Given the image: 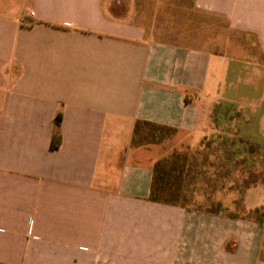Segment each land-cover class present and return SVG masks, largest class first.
Listing matches in <instances>:
<instances>
[{"label":"crops","instance_id":"1","mask_svg":"<svg viewBox=\"0 0 264 264\" xmlns=\"http://www.w3.org/2000/svg\"><path fill=\"white\" fill-rule=\"evenodd\" d=\"M119 3L0 0V264H264L263 185L155 201L133 145L138 122L264 143V0Z\"/></svg>","mask_w":264,"mask_h":264},{"label":"rangeland","instance_id":"2","mask_svg":"<svg viewBox=\"0 0 264 264\" xmlns=\"http://www.w3.org/2000/svg\"><path fill=\"white\" fill-rule=\"evenodd\" d=\"M119 1L113 7L116 6L123 12L132 0ZM147 1L150 2L138 0V5L145 6ZM150 131L147 127L139 128L136 144L141 146L136 147L151 149L157 156L153 166L164 158L170 159L164 167V181H158L160 199L178 201L191 208L206 210L234 211L241 208L245 181L241 175L242 167L239 162L235 171L227 163L224 146L218 143L219 139L206 140L195 147L176 148L175 143L181 139V134L155 133L156 138L148 139ZM159 138L161 139L158 140Z\"/></svg>","mask_w":264,"mask_h":264},{"label":"trees","instance_id":"3","mask_svg":"<svg viewBox=\"0 0 264 264\" xmlns=\"http://www.w3.org/2000/svg\"><path fill=\"white\" fill-rule=\"evenodd\" d=\"M61 123V116H57L56 118V125L59 127ZM140 127H147L151 131L149 132L148 139L156 138L157 136L155 133H176V130L173 128L165 127L156 125L149 122H138L135 128V137L133 139V145L135 146H141L139 144H136V135L139 131ZM229 135H232V132L229 130L227 131ZM235 135V134H234ZM219 136L218 143L221 146H224V152L226 154L225 159L227 163L233 168V170H237L238 163L240 162L242 167L241 175L245 178L244 181V191L247 189H250L252 187L263 185L264 186V143L258 142V141H245L243 137L240 136ZM159 138L158 140H160ZM60 136L58 134H54L53 141H52V148L58 149L60 146ZM207 141H212L211 139ZM228 147V148H226ZM226 148V149H225ZM179 153V152H178ZM179 159V158H178ZM170 159H162L158 161L153 166V185H152V196L151 198L155 201H160L168 204L173 205H182L187 208H191L186 204H183L178 201H171V200H162L160 199V196H158L160 190V186H158V181L161 180L164 181V176L166 175V169L165 166L168 165ZM255 169V170H254ZM259 170V171H256ZM174 171V170H173ZM172 171V174H173ZM175 172V171H174ZM168 177V174H167ZM163 190V188H161ZM199 209V208H194ZM199 210H205L207 212H223V210H206V209H199Z\"/></svg>","mask_w":264,"mask_h":264},{"label":"built area","instance_id":"4","mask_svg":"<svg viewBox=\"0 0 264 264\" xmlns=\"http://www.w3.org/2000/svg\"><path fill=\"white\" fill-rule=\"evenodd\" d=\"M35 14L34 13H31V16H34Z\"/></svg>","mask_w":264,"mask_h":264}]
</instances>
